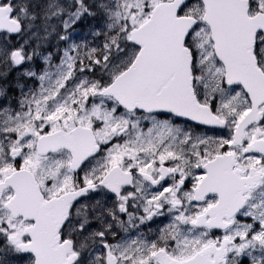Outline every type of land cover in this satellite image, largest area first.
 Masks as SVG:
<instances>
[{
	"label": "snow or ice",
	"instance_id": "6c2138e0",
	"mask_svg": "<svg viewBox=\"0 0 264 264\" xmlns=\"http://www.w3.org/2000/svg\"><path fill=\"white\" fill-rule=\"evenodd\" d=\"M0 264H264V0H0Z\"/></svg>",
	"mask_w": 264,
	"mask_h": 264
},
{
	"label": "flooded vegetation",
	"instance_id": "af4514ba",
	"mask_svg": "<svg viewBox=\"0 0 264 264\" xmlns=\"http://www.w3.org/2000/svg\"><path fill=\"white\" fill-rule=\"evenodd\" d=\"M166 222V221H165ZM153 229H155L157 227V224H152L150 225Z\"/></svg>",
	"mask_w": 264,
	"mask_h": 264
}]
</instances>
